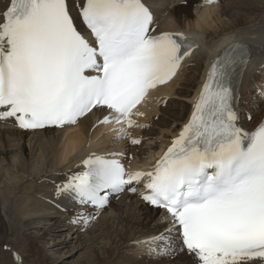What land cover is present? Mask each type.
<instances>
[{"label":"snow or ice","instance_id":"obj_1","mask_svg":"<svg viewBox=\"0 0 264 264\" xmlns=\"http://www.w3.org/2000/svg\"><path fill=\"white\" fill-rule=\"evenodd\" d=\"M0 4V121L22 130L76 126L104 109L94 127L119 125L116 139L139 145L128 131L141 127L133 110L195 47L182 34H153L142 0ZM73 7L92 40L77 27ZM246 60L239 45L215 59L190 120L150 170L128 172L119 160L93 154L83 160L85 171L57 185L56 196L99 210L110 194L135 192L143 182L141 199L171 217L164 232L141 242L158 245L150 256L186 251L198 264L264 262V121L250 133L239 126L233 85ZM80 220L88 223L72 222Z\"/></svg>","mask_w":264,"mask_h":264},{"label":"bare ground","instance_id":"obj_2","mask_svg":"<svg viewBox=\"0 0 264 264\" xmlns=\"http://www.w3.org/2000/svg\"><path fill=\"white\" fill-rule=\"evenodd\" d=\"M222 1L209 4L207 0H144L154 13L152 26L155 33L186 32L196 44L185 69L170 85L154 93L144 108L135 111L141 115L132 116L141 127L128 131L132 138H139L144 145L148 144L146 149L130 145L127 138L116 139L117 133L110 125L94 127L98 118L107 115L103 111L88 115L73 129H46L31 134L15 130L10 123H0V264H29L26 258L34 260L30 264L55 263L53 257L41 251L43 247L39 241L54 236L62 226L68 227L66 230L72 233L69 239L77 243L81 232H84L79 229L81 225L72 228L66 225L76 207L65 203V195L56 196L57 185L65 184L86 155L102 140L108 142L103 150L118 148L128 157L124 162L130 168L145 169L153 165L160 153L170 146L186 120L190 105L197 101L219 51L231 43L245 46L248 52L236 92V105L242 111V123L249 129L258 124L264 116V101L259 99L260 93H264V77L261 76L264 73V9L251 18L243 9L248 0H227L224 6L219 3ZM230 7L236 10L232 14L226 12ZM253 98L255 100L251 101ZM164 102L167 104L163 109L161 105ZM245 111L252 115L250 123L245 121ZM120 211L125 215L122 216ZM99 215L85 230L90 237L93 236L86 240L91 239L92 252L103 248L99 244L103 240L101 237L110 242L111 234L108 232L114 216L118 223L113 234V239H117L114 251L121 252L130 264H144V259L148 260L147 264H157L152 256L149 259L138 257V249L144 245L142 241L159 235L170 226L163 215L147 209L136 196L124 194L113 198ZM33 227L37 228V232H30ZM97 228L102 233L100 237L96 236ZM66 238L52 242L51 247L67 246L70 240L66 242ZM173 239L178 248L181 247L179 236L174 235ZM135 242H138V248L133 250L131 247ZM146 246L144 251L148 249ZM77 247L73 246L72 250ZM65 254H69V250ZM187 255L184 252L180 256V264H193L192 256L189 258ZM95 259L92 258V263ZM259 263L264 264L259 259L249 262Z\"/></svg>","mask_w":264,"mask_h":264},{"label":"rangeland","instance_id":"obj_3","mask_svg":"<svg viewBox=\"0 0 264 264\" xmlns=\"http://www.w3.org/2000/svg\"><path fill=\"white\" fill-rule=\"evenodd\" d=\"M222 2H224V3H221L224 6V5H226L227 0H223ZM243 9L246 11L247 15L252 18L253 16L256 15V13L260 9H264V1L263 0H248L247 4L243 7ZM235 11L236 10H232L230 7V8H227L226 12L229 14H232ZM161 107L164 109L166 107V105L164 107L161 105ZM245 121H246V123H250V122H247L246 119H245ZM147 145L148 144H146V145L143 144V146H141V147H147ZM141 147H139V148H141ZM144 149H146V148H144ZM108 214L113 215L112 213H109V212H108ZM120 214L122 216L125 215V213H122V211H120ZM116 220H117L116 217L113 216V218L111 219V222H110L111 227H110V231L108 232L109 234H111L110 242H109V240L105 239V237H101L103 240H100L99 244L101 246H103V248L99 249V252H97V251L92 252L91 246L93 244H91V239L88 242L86 241L88 238H92L93 236L90 237L88 235V233H86L84 231L83 233L80 234V238L78 239V241L76 243L75 242L76 240L69 239L71 237L72 233L70 231H67L66 230L67 227H65V226H62L63 228L62 227L59 228L60 232H58L54 236L48 237V238H45V239H42L39 241V244L43 247V250H41V251H43L44 254L45 253L48 254V256L50 255L51 257H53V259L56 260V262L52 263V264H130L127 261H125V256H123L121 252H118V250L114 251L115 246L117 245V244L115 245L117 239H115V240L113 239V234L115 233L116 226L118 224L116 222ZM86 231H87V229H86ZM98 231H100V229L97 228L96 236L100 237V235L102 233H99ZM30 232H32V233L37 232V228L32 229ZM39 234H41V233H39ZM66 236H67V238H66ZM64 238H66V242L68 240H70V243L67 244V246H65L66 245L65 244L62 248H60V247L59 248H55V247L52 248L51 247L52 242L59 241V240L63 241ZM72 238H74V235L72 236ZM112 240H114V243L112 242ZM177 241H179V240H177ZM80 243H81V246L77 247V245ZM90 244H91V246H90ZM103 244H105V245H103ZM73 246L77 247L78 249L76 248L77 250L75 249L73 251L72 250ZM94 246H97V245L94 244ZM176 246L178 247V243H176ZM181 246H182V244H181ZM132 248H134V247L132 246L131 249ZM68 250H69V254H65L68 252ZM76 251H78V253H75ZM114 252H116V253H114ZM182 254H184V252L177 255L174 259L164 257V260H155L158 257H153V256L152 257H153V260L155 262L157 261V264H180V263H182V260L180 258V256ZM25 256L26 255L23 253V257H25ZM94 257L96 259H95V262L92 263V258H94ZM187 257L191 258V256H189V255H187ZM26 260H28V263H29V261H30V263L34 261V260H32V258L31 259L26 258ZM132 264H134V263H132ZM259 264H262V263H259Z\"/></svg>","mask_w":264,"mask_h":264}]
</instances>
